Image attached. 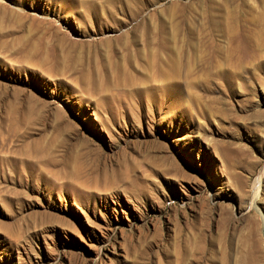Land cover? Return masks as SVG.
I'll return each instance as SVG.
<instances>
[{"label": "rangeland", "instance_id": "rangeland-1", "mask_svg": "<svg viewBox=\"0 0 264 264\" xmlns=\"http://www.w3.org/2000/svg\"><path fill=\"white\" fill-rule=\"evenodd\" d=\"M0 264H264V0H0Z\"/></svg>", "mask_w": 264, "mask_h": 264}, {"label": "snow or ice", "instance_id": "snow-or-ice-1", "mask_svg": "<svg viewBox=\"0 0 264 264\" xmlns=\"http://www.w3.org/2000/svg\"><path fill=\"white\" fill-rule=\"evenodd\" d=\"M60 87H62V88H68V85L67 84H62V85H60ZM68 90H69V94H70L71 89H68Z\"/></svg>", "mask_w": 264, "mask_h": 264}, {"label": "bare ground", "instance_id": "bare-ground-1", "mask_svg": "<svg viewBox=\"0 0 264 264\" xmlns=\"http://www.w3.org/2000/svg\"><path fill=\"white\" fill-rule=\"evenodd\" d=\"M256 186H257V189H256V191H255V192H256V194H258V192H259V184L257 183V185H256Z\"/></svg>", "mask_w": 264, "mask_h": 264}]
</instances>
